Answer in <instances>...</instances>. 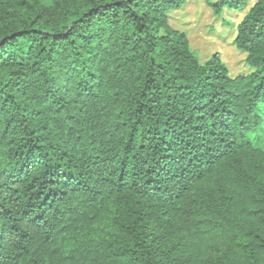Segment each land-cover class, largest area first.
<instances>
[{
  "label": "trees",
  "instance_id": "obj_1",
  "mask_svg": "<svg viewBox=\"0 0 264 264\" xmlns=\"http://www.w3.org/2000/svg\"><path fill=\"white\" fill-rule=\"evenodd\" d=\"M185 1L0 0V264H264V0Z\"/></svg>",
  "mask_w": 264,
  "mask_h": 264
},
{
  "label": "rangeland",
  "instance_id": "obj_2",
  "mask_svg": "<svg viewBox=\"0 0 264 264\" xmlns=\"http://www.w3.org/2000/svg\"><path fill=\"white\" fill-rule=\"evenodd\" d=\"M48 1V0H44ZM214 0H186L181 8L170 14V25L186 33L191 48L201 61L213 52H219L230 75L248 72L245 53L232 43L236 25L254 2L238 11L224 10L215 15L209 5Z\"/></svg>",
  "mask_w": 264,
  "mask_h": 264
}]
</instances>
